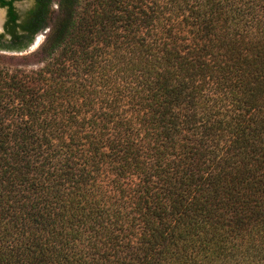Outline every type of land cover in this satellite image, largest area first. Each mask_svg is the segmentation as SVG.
<instances>
[{"label":"trees","instance_id":"trees-1","mask_svg":"<svg viewBox=\"0 0 264 264\" xmlns=\"http://www.w3.org/2000/svg\"><path fill=\"white\" fill-rule=\"evenodd\" d=\"M53 2L0 60V264H264V0Z\"/></svg>","mask_w":264,"mask_h":264},{"label":"flooded vegetation","instance_id":"flooded-vegetation-1","mask_svg":"<svg viewBox=\"0 0 264 264\" xmlns=\"http://www.w3.org/2000/svg\"><path fill=\"white\" fill-rule=\"evenodd\" d=\"M52 5L53 0H49L46 5V19L49 18ZM34 8H37V0H0V43L7 44L12 34L20 36V39L21 36H31L33 40L45 28L31 32L33 25L30 22V11Z\"/></svg>","mask_w":264,"mask_h":264},{"label":"rangeland","instance_id":"rangeland-1","mask_svg":"<svg viewBox=\"0 0 264 264\" xmlns=\"http://www.w3.org/2000/svg\"><path fill=\"white\" fill-rule=\"evenodd\" d=\"M55 2H53L52 8L47 19V26L38 32L32 42L27 45L21 51H0V60L9 64L10 67H16L18 69H30L36 67L42 60V55L38 54V48L43 42L45 35L48 32L49 26L55 14Z\"/></svg>","mask_w":264,"mask_h":264}]
</instances>
